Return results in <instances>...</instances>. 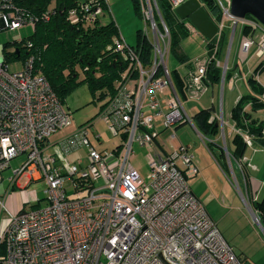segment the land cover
Returning a JSON list of instances; mask_svg holds the SVG:
<instances>
[{
	"label": "built area",
	"instance_id": "built-area-1",
	"mask_svg": "<svg viewBox=\"0 0 264 264\" xmlns=\"http://www.w3.org/2000/svg\"><path fill=\"white\" fill-rule=\"evenodd\" d=\"M167 1L186 31L197 32L190 21L181 20L176 13L187 0ZM213 2L218 8V14H213L217 32L212 39H205V53L189 61L182 98L167 65L172 34L159 1L138 0L145 21L140 36L148 43L150 56L145 61L142 48L129 45L120 35L114 45L128 66L99 114L112 134L123 138L113 150L100 151L92 143V123L51 143L54 133L71 125L70 113L48 79L34 68L33 56L24 60L22 70L11 72L0 55V186L11 162L23 155L25 160L7 177L8 190L19 187L23 176L31 182L45 179L47 184L45 205L26 213L9 211L0 193V210L10 218L0 235V264H244L191 189L189 179L198 174V168L189 145L181 144L164 156L149 154L146 179L131 163L135 144L155 145L157 119L163 127L173 129L172 137L176 125L193 124L184 102L206 93L211 64L220 69L224 84L238 27L241 53L248 54L256 47V56L264 59V26L253 17L235 16L232 0ZM102 3L107 1L80 2L69 11L71 21L78 22L80 16L98 18L105 13ZM49 17V12L42 16ZM38 19L17 7L14 0H0V33L35 24ZM225 30L231 35L227 59L222 63ZM254 32H259L256 39ZM16 41L22 39L17 37ZM27 45L31 47L30 42ZM167 88L173 95L164 109L159 94ZM209 122L217 123L221 133L228 125L219 112H213ZM231 131L245 143H252L251 135L234 124ZM97 138L101 142L100 135ZM81 148L87 152L86 160L71 162L68 155ZM235 163L244 176L246 161ZM251 212L260 224L259 216Z\"/></svg>",
	"mask_w": 264,
	"mask_h": 264
},
{
	"label": "rangeland",
	"instance_id": "rangeland-1",
	"mask_svg": "<svg viewBox=\"0 0 264 264\" xmlns=\"http://www.w3.org/2000/svg\"><path fill=\"white\" fill-rule=\"evenodd\" d=\"M106 1L108 8L104 14L99 16L100 22L102 24H107L110 21H113L118 27L119 35L129 45L135 46L138 41V31L143 30L145 27V21L137 13L134 6V0ZM33 32L34 24L31 23H26L15 31H2L0 33V55L3 54V45L10 44L7 48V51L12 52L16 48L13 42L17 37L19 39H26ZM239 32L240 28L238 27L234 43L229 53L230 56H228L227 59L231 32L229 30H225V40L220 54V60L222 63L226 61V59L228 61V77L223 85H219L218 83V95H216L214 98V104H212V99L210 100V96L212 94L211 91L208 92V94L206 93L201 96L194 95L193 99H188V102L184 103V108L187 110L190 118H193L197 112L203 109L210 108V110H212L214 107L215 109H213V112H219L226 124L229 123L228 120L232 122L233 118L231 110L234 106L229 108V96H232V99L235 101L234 103H237V101L243 96L251 94L250 87H248V81L251 77H253L264 87V69L255 72L262 59H259L254 55L256 47L252 48L248 54L241 53L240 45L242 38L240 40L237 37ZM258 35L259 32H254L252 37L256 39ZM206 46L207 41L197 32H190L180 42V48L188 56L189 61H194L200 58L205 53ZM237 47L239 51V56H237V58L240 64H244L248 58H250L247 61L248 64L246 68L241 65V69L243 70L242 74L231 68L233 67L231 58L236 53ZM22 50L24 51L23 48ZM6 63L9 71H20L24 67V58L20 57L18 59H11ZM167 65L171 73L177 70L178 72L185 75L189 70V67L183 65L179 61L178 56L174 51H171ZM172 95L173 94L171 93L165 99L164 103L166 104V107ZM258 97H260V95ZM107 99L108 96L101 97L100 91H98L96 95H93L88 83H80L70 94L66 96L65 101L63 102L65 109L70 113L72 119L71 125L54 133L50 138V142L55 143L69 134L74 133L81 125L92 123L91 127L89 128V137L92 143L100 151L113 150L116 145L122 143L123 138L121 135L114 136L107 122L99 116L102 111V106L107 101ZM251 104L252 101L249 99L244 103L245 111H247L249 106L251 107ZM202 105L204 107L200 108ZM194 107L197 108L194 109ZM198 108L199 110H197ZM175 127V137H172L173 129L165 128L163 126L162 128H159V141L163 143L164 147L168 150H170L171 146L173 148H178L181 144L192 146L196 158V160L194 158V161L196 162V167L198 168L199 172L196 178L190 179V181H193V188H196V182L198 183V187L204 186L205 182H202L203 177L205 176L207 178V181H209V184H211L212 187L211 190H208V193L205 195L203 201L209 214L215 221L218 222L219 228L224 238L232 245L240 258L244 260V264H264V233L254 220L253 214L249 208L251 204L246 202L247 192L243 187V183L238 181L237 184L234 180V175H238L240 179L239 171L235 168L236 170L234 172L230 166V162H232V164L235 166L234 158L230 150L231 137L233 134H237L231 131L232 125H225L224 133L219 131L217 134H210L204 138H202V134L199 133L195 126L189 121L178 124ZM238 129L244 133H247V131L244 129ZM97 135H100L101 142H99ZM225 137L226 149L224 148ZM251 137L252 143H245V153H247L249 149L256 150L254 147V138L253 136ZM217 143L221 146L222 153L220 152V148L216 147ZM134 149V155L131 157V163L137 169L139 174L146 179L150 168L147 159L149 157V152H147V149L139 147L138 145L134 146ZM245 153L242 155L243 157L241 159L244 157L249 159ZM221 154L223 156H221ZM86 157L87 152L84 148H81L77 152L68 155V159L71 162H74L77 158H82L85 161ZM23 160H25V155L11 162V168L6 170V172L3 174L4 180L2 184L7 185V177L11 175L12 169L19 167ZM260 162H263V158H261ZM226 166L229 167L231 175H229V171L228 168L226 169ZM27 181L28 178L26 176H23L18 181L19 187L16 189L23 191L26 194V202L24 207L17 213L21 211L29 212L33 208L35 209L39 206H43L46 203L45 190L47 184L45 179L33 180L28 187L26 186ZM225 190L232 191L231 197H227ZM214 191L217 193H214ZM69 192L72 193V190ZM254 199H256V197H254ZM248 204H250V206H248ZM9 222L10 218L8 213L0 210V235L5 232Z\"/></svg>",
	"mask_w": 264,
	"mask_h": 264
},
{
	"label": "trees",
	"instance_id": "trees-1",
	"mask_svg": "<svg viewBox=\"0 0 264 264\" xmlns=\"http://www.w3.org/2000/svg\"><path fill=\"white\" fill-rule=\"evenodd\" d=\"M91 1L14 0L17 7L25 13L39 17V19L34 24V32L29 37L22 39L21 42L16 40L13 42L16 47L15 50L18 51H7L10 44L3 45L4 61L8 62L11 59L20 57L25 60L28 56H33L34 68L48 79L52 89L62 102L65 101L68 94L83 82L88 83L93 95L100 91L101 97L108 96L107 101H109L117 90L118 83L128 66V62L114 51V45L119 37V30L113 21L102 24L99 17L92 19L88 16H80L79 21L75 23L71 21L69 11L80 2ZM158 1L172 34L171 51L176 52L179 61L187 64V67L190 68L189 59L180 51V42L189 32L186 31L175 14L170 12L168 1ZM199 1L207 5L211 13L218 14V8L213 0ZM102 5L104 11H106L108 8L107 3H102ZM134 6L139 16L142 17L138 0H134ZM45 12L50 13L47 20L42 18ZM28 42L31 43V47H28ZM136 45L142 48L144 60L147 61L150 56L149 45L141 39L140 30L138 31ZM223 45L224 41L222 42V48ZM263 69L264 59L258 64L255 72ZM207 79L218 82L220 80V69L211 64ZM178 83L180 82L177 80ZM248 85L251 94L239 99L232 111V122L237 128L244 129L253 136L254 142L262 145L264 144V119L257 114H250V112L245 111L244 103L248 99L251 100L253 112L264 109V87L253 77L249 79ZM259 95L260 97H258ZM212 113L213 111L210 108L203 109L192 118L196 130L203 136L219 133L216 123L209 122ZM231 145L233 147L230 146V150L235 162V160L243 157L246 145L239 134L232 135ZM255 205L260 215V222L264 227V200Z\"/></svg>",
	"mask_w": 264,
	"mask_h": 264
},
{
	"label": "crops",
	"instance_id": "crops-1",
	"mask_svg": "<svg viewBox=\"0 0 264 264\" xmlns=\"http://www.w3.org/2000/svg\"><path fill=\"white\" fill-rule=\"evenodd\" d=\"M201 5L202 6L203 5L205 6L204 3H201ZM209 16L214 21V19H213V13L210 12L209 13ZM184 20L185 21H189L188 19H184ZM215 24H216V22H215ZM197 33H199L200 35H202L204 37V39H212V38H206L203 34H201L199 32L198 29H197ZM237 37H238V39L241 40L242 35L240 34V32H239V34H238ZM233 43H234V41H233ZM233 43H232V45H233ZM238 47L236 48V53L231 58L232 66H233L231 68H233L236 72H239L240 74H242L243 73V70L241 69V65L244 68H246L247 67V64H248L247 61L250 58H248V60L244 64L243 63L240 64L239 61H238V58H237V56H239ZM180 51H181V53H183V55L185 57L188 58V56L181 50V48H180ZM254 55L256 56L255 52H254ZM251 57H254V56H251ZM257 58H259V57H257ZM259 59H262V58H259ZM262 61H263V59H262ZM182 64L184 65V63H182ZM227 65L229 66L228 61H227ZM171 75H172V80H173V83H174L176 89H177V87H179V89H177V91L179 92V94L181 95V97L184 98L183 92H182V89H183V75L184 74L178 72L177 70H175L173 73H171ZM176 75H178V76H176ZM177 80L180 83L177 84ZM236 82H239V81H236ZM218 83L220 85L221 84V81L219 80L218 82H214V81L208 79V90L206 91V93L208 94V92L211 91L212 94L210 96L211 97L210 100L212 99L211 100L212 101V104H214V102H215V99H214L215 96L218 95V89H219ZM248 87H249V85H248ZM171 93H172V89L171 88H167V89L164 90L163 93L159 94V99H160L161 105H162V107L164 109H167L166 104L164 103V101L167 98V96H169ZM232 98H233L232 96H229V98H228L229 108H231L233 106L235 107L236 104L239 101L238 100L237 103H234L235 101ZM187 102L188 101L185 100L184 103H187ZM203 107L204 106L202 105V107H200V108H203ZM234 107L232 108V110L234 109ZM196 108L197 107H194V109H196ZM213 109H215V108L213 107L212 108V111H213ZM197 110H199V108ZM232 110H231V112H232ZM247 112H250V114L251 113L257 114L259 117L261 116V118L264 119V109H261V110H258V111L253 112L251 110V107L249 106L247 108ZM228 122H229V123H227L228 125H233V122H231L229 120H228ZM156 125H157V131L159 130V128H162L161 119H157V124ZM158 135H159V133H158ZM158 137L159 136H157V138L155 140V145H153L151 147H143V148H145V149L148 150L147 151V152H149L148 155L149 154L150 155L152 154V155H162V156H164L165 154L171 152V150L173 149L172 146H171L170 150L166 149L164 147V144L159 141ZM254 143L253 144H254V147H255L256 150L249 149V151L247 153H245L246 156H248L249 159H246L245 157L243 158L246 161L245 175L244 176L242 175L240 169L238 168V166H237V164L235 162H234L235 166L231 163L230 166L232 168L231 167L230 168L234 172H235L236 169L239 171L240 179H239L238 175L237 176L234 175V180L236 179L240 183L241 182L243 183V187H244L245 191L247 192V194L249 196L250 204L252 206V207L251 206L249 207L250 208V211H253L255 214H258L259 215V213L257 212V209H256L257 207H256L255 204L261 203L264 200V144L260 145L257 142H254ZM136 145L137 144H135V146ZM184 145H186V144H184ZM189 146H190V152L193 154V156L195 158L194 150H193V148H192L191 145H189ZM139 147H141V146H139ZM216 147H219L220 148V152L222 153V148H221L220 145H218V143H217V146ZM231 147H233V146L231 145ZM212 149H213V147H212ZM221 156H223V155L221 154ZM261 158H263V162L262 163L260 162ZM195 160H196V158H195ZM195 164H196V162H195ZM227 168H228V171H229V167L228 166H226V169ZM198 174H199V172H198ZM229 175H231L230 171H229ZM197 176L198 175H196V176H194V177H192L190 179L196 178ZM190 179H189V184L191 186V189H192L193 193L204 203L203 199H204L205 195L208 193V190H211L212 185L209 184V181H207V178L204 176L202 182H205V185L204 186H201V187H198V183L196 182L195 183L196 188H193V185H192V182L193 181H190ZM30 184H31V181H27L26 186L28 187ZM8 187H9L8 184L7 185L1 184V186H0V193L1 192L3 193L2 195H3V199H4V203H5L6 208L9 211H11L12 213H17L25 205V202H26V194L23 191H20V190L16 189V188H18V186H16L15 189H13V190H10V189L8 190ZM225 191L227 193V197H231L232 191L231 190H225ZM214 193H217V192L214 191ZM254 197H256V199H254ZM255 200H257V201H255ZM251 208H252V210H251ZM259 217H260V215H259ZM216 223L218 225V222L217 221H216ZM260 224H261V222H260ZM260 224H258V225H259L260 229L262 230V232L264 233V227H263L262 224L260 226ZM218 227H219V225H218Z\"/></svg>",
	"mask_w": 264,
	"mask_h": 264
},
{
	"label": "water",
	"instance_id": "water-1",
	"mask_svg": "<svg viewBox=\"0 0 264 264\" xmlns=\"http://www.w3.org/2000/svg\"><path fill=\"white\" fill-rule=\"evenodd\" d=\"M231 11L240 18L252 16L264 26V0H232ZM176 13L181 20L188 19L206 38L215 36L217 26L199 0H187L176 9Z\"/></svg>",
	"mask_w": 264,
	"mask_h": 264
}]
</instances>
